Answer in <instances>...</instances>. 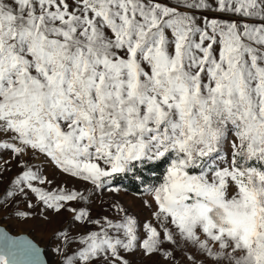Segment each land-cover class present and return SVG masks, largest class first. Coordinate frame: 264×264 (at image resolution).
Segmentation results:
<instances>
[{"label":"snow or ice","instance_id":"1","mask_svg":"<svg viewBox=\"0 0 264 264\" xmlns=\"http://www.w3.org/2000/svg\"><path fill=\"white\" fill-rule=\"evenodd\" d=\"M5 152L0 212L69 213L49 264H264V0H0ZM127 176L152 219L94 216ZM0 264L44 261L0 231Z\"/></svg>","mask_w":264,"mask_h":264},{"label":"rangeland","instance_id":"2","mask_svg":"<svg viewBox=\"0 0 264 264\" xmlns=\"http://www.w3.org/2000/svg\"><path fill=\"white\" fill-rule=\"evenodd\" d=\"M4 161H8L7 168L5 169ZM0 170H3V175L0 177V192H2L7 186L9 180L13 178L19 171V166L14 157L10 153H3L0 156ZM47 174L49 178H54L56 183H64L67 187H75L80 191H84L85 187L91 189L90 184L85 185L84 183L78 181L75 178H69L67 175H63L54 166H49L47 169ZM163 167L160 171H157V175L162 174ZM145 183H156V176H153L147 172L144 174ZM140 187L139 191H132L124 186L120 178L115 182L116 186L119 188L118 191L110 192L107 189L103 191H94L92 196L94 197V203L92 204L93 215L97 216L100 213L108 215L110 217L115 216L114 211H109V205L116 203L121 207L126 208L130 214L138 217L139 221L143 223L146 220L152 219L151 212L155 208V205L150 209L144 205L143 200L149 198L148 194L144 191V185L138 181ZM3 198L0 197V202ZM21 208L24 207L23 204L20 205ZM49 219L47 221L43 220L41 217L37 216L35 219H28L27 221L21 220L15 217L11 210L9 212H0V220L6 225L11 231L18 232L20 230L27 231L36 240L44 244L46 247V254L49 261L55 259V254L52 252V247L56 241L54 233L57 230H64L69 226V213L62 212L59 215H55L52 212L47 213ZM178 260L180 257V252L177 250ZM134 264H152V260L155 258H148L137 253L135 256L130 257Z\"/></svg>","mask_w":264,"mask_h":264},{"label":"water","instance_id":"3","mask_svg":"<svg viewBox=\"0 0 264 264\" xmlns=\"http://www.w3.org/2000/svg\"><path fill=\"white\" fill-rule=\"evenodd\" d=\"M0 231L7 232L9 235L18 236L22 235L25 236L27 239L31 240L33 243L37 245V247L40 249V259L44 261V264H49V259L46 254V247L44 244L40 243L38 240H36L31 234H29L27 231L20 230L18 232L11 231L8 227H6L5 224H3L0 220Z\"/></svg>","mask_w":264,"mask_h":264},{"label":"trees","instance_id":"4","mask_svg":"<svg viewBox=\"0 0 264 264\" xmlns=\"http://www.w3.org/2000/svg\"><path fill=\"white\" fill-rule=\"evenodd\" d=\"M162 169V167L157 170L160 171ZM120 180L122 181V183L124 184V186L132 191H139L140 187L138 185V182L136 179L127 176V177H122L120 178Z\"/></svg>","mask_w":264,"mask_h":264}]
</instances>
